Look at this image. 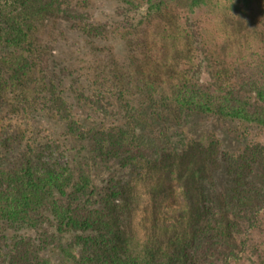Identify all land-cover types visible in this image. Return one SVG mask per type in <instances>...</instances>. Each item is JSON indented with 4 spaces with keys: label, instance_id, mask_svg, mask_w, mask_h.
I'll return each mask as SVG.
<instances>
[{
    "label": "rangeland",
    "instance_id": "obj_1",
    "mask_svg": "<svg viewBox=\"0 0 264 264\" xmlns=\"http://www.w3.org/2000/svg\"><path fill=\"white\" fill-rule=\"evenodd\" d=\"M71 5L70 15L49 16L38 28L36 62L45 68L38 81L57 83L84 127L134 126L139 140L156 153L147 162L121 167L119 158L92 152L87 137L71 135L42 95L28 98L24 110L10 86L11 51L0 47V130L11 135L1 143L0 165L10 167L27 153L41 173H86L91 188L81 199L108 214L122 256L148 251L159 256L158 264H179L177 250H183L186 264H254L248 241L254 238L264 247V203L253 205L258 211L253 229L237 224L231 231L241 211L233 196L249 185L264 193V171L251 162L235 176L223 154L238 155L251 141L264 144V129L212 114H186L168 100L182 63L180 48L172 52L170 45L176 41L184 48L171 15L145 18V4L119 0ZM223 6H205L195 15L203 19L211 44V54L200 57L202 72L221 64L238 77L245 59L264 56V0H251L243 13ZM65 198L54 194L44 200L32 227L0 225V264H6L14 234L31 242L38 264H75L66 250L79 251L76 233L57 230L48 208L50 200ZM216 221L226 225L224 239L209 229Z\"/></svg>",
    "mask_w": 264,
    "mask_h": 264
},
{
    "label": "trees",
    "instance_id": "obj_2",
    "mask_svg": "<svg viewBox=\"0 0 264 264\" xmlns=\"http://www.w3.org/2000/svg\"><path fill=\"white\" fill-rule=\"evenodd\" d=\"M119 1L135 6L145 4V18L171 15L172 26L178 21L177 29L184 48L174 41L170 50L174 52L180 48L182 63L173 78L174 89L167 96L175 108L186 114H212L220 119L264 129L263 53L245 59L238 77L234 75L237 73L229 76L227 68L221 64L215 70L203 73V60L200 57L207 58L211 54V44L201 25L203 19L195 16L205 6L219 4L243 13L248 10L251 0ZM71 3L72 0H0V47L11 51L6 63L12 92L16 93L17 102H21L24 110L28 98L35 100L42 95L51 110L65 121L67 131L74 136L87 137L90 150L100 157L119 158L121 167L147 162L154 157L156 150L139 140L134 126L114 124L84 127L75 118L58 84L38 81L37 74L45 69L37 65L40 60L36 62L38 28L49 16L70 15L73 10ZM172 26H168L169 29L175 28ZM92 29L91 25L88 31L92 33ZM27 83L33 85L27 87ZM117 92L112 89V96L118 97ZM10 136L1 129L0 146ZM223 162L235 176H239L245 164L251 162L259 163L264 171V144L248 142L238 155L224 152ZM10 165H0V225L8 224L14 230L34 226L40 208L45 206L44 200L59 194L66 198L63 201L50 200L49 214L57 230L76 233L75 243L79 251L76 254L73 250H66L67 257L72 258L75 264H158L155 259L159 256L153 253L149 255L148 251L142 257L122 256L119 253V236L115 234L108 214L81 199V195H88L91 188V180L86 173H41L27 153H23L18 163ZM117 194L111 195V204ZM233 199L241 211L234 215L235 221L230 230H235L237 224L244 231L253 229L258 217L253 205L264 203V193L249 185L236 191ZM209 229L219 239H224L228 234L226 225L221 221L213 222ZM248 246L254 264H264L262 244L252 238ZM182 253L183 250H177L179 264H186ZM6 256V264L40 262L39 254L31 242L17 234L11 238Z\"/></svg>",
    "mask_w": 264,
    "mask_h": 264
}]
</instances>
